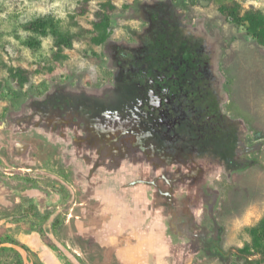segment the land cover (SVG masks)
Masks as SVG:
<instances>
[{"label":"rangeland","instance_id":"rangeland-1","mask_svg":"<svg viewBox=\"0 0 264 264\" xmlns=\"http://www.w3.org/2000/svg\"><path fill=\"white\" fill-rule=\"evenodd\" d=\"M103 1L0 0V121L26 111L27 124L20 128L37 127L21 133L0 130V232L25 247L17 248L25 264H224L218 248L243 247L250 241L247 229L264 218V142L249 156L247 168L232 173L228 182L231 170L220 176L224 194L216 214L219 237L195 253L166 246L144 229L124 227L117 208L86 189L68 143L43 130L75 139V157L85 159L89 170L101 166L132 176V169L160 189L178 169L175 163L182 161L177 157L172 162L170 153L107 120L120 100L114 81L131 82L122 74L128 57L121 54H133L144 45L153 26L148 9L166 0H112L117 10L110 13L109 35L102 41L94 22ZM174 5L182 9L183 24L198 45L203 42L208 50L209 65L197 64V71L203 68L210 83L203 85L209 115L223 113L237 123L243 119L252 137L264 136V46L245 27L227 22L219 10L224 6L241 16L252 10L264 14V0H206L197 5L175 0ZM38 19L56 24L72 38L74 48L59 50L52 36L42 38L29 30ZM161 20L175 21L170 15ZM20 70L30 78L24 84L14 75ZM224 93L229 101L222 99ZM51 95L70 97L68 122L51 118L41 105L36 116L31 113L33 100L44 102ZM57 103L58 108L68 107ZM94 104L103 109H93ZM97 114L105 120L98 121ZM175 116L161 115L169 125V143L174 137L185 143L186 136L200 134L187 111ZM41 118L51 119L43 124ZM181 121L183 133L175 136L173 129ZM16 261L8 259L9 264Z\"/></svg>","mask_w":264,"mask_h":264},{"label":"flooded vegetation","instance_id":"flooded-vegetation-1","mask_svg":"<svg viewBox=\"0 0 264 264\" xmlns=\"http://www.w3.org/2000/svg\"><path fill=\"white\" fill-rule=\"evenodd\" d=\"M124 67L122 72L130 68H156L150 64L130 63L125 64ZM181 67L191 72L195 71L197 78L187 82L191 87L186 84L184 88L178 89L176 85L181 82L169 79L167 76L162 77L159 82L132 79L128 84L122 83V86L119 85L121 81L115 80L113 88L120 100L117 109L112 111L115 113H109L107 118L108 121L116 118V125L121 129L141 137L147 145L154 144L166 153H170L172 162L178 161L177 157H181L182 161L185 160L184 163H181L182 161L175 163L178 169L171 172L172 177L169 180H163L160 186L163 189L154 182L145 183L140 179L138 172L132 169V176L118 170L99 169L101 166L89 170L85 159L75 157V139L65 140L58 134H51L41 129L53 139L59 138L68 143L73 166L86 189L102 195L108 203H112V206L117 208L120 222L124 227L144 229L149 236L160 238V242L166 246L199 253L208 246L214 245L219 237L220 227L216 214L224 194L220 176L224 171L231 170L232 172L227 173L225 177L228 182L232 173L247 168L252 163L249 156L260 149L264 136L259 133L260 136L257 138L258 133H256L252 137L243 119H236L239 120L237 123L226 118L223 113L214 112L212 115L215 118L212 119V124H206V130L211 131V138L198 141L186 136L187 141L182 143L174 137L175 142L169 143L164 134L169 125L164 117L161 119V115L167 113L172 115V109L179 108L183 110L180 115L185 113L188 109V100H197L199 104L204 102L205 70L202 68L198 72V65L195 64ZM122 74L128 76L127 73ZM215 93L220 96L216 89ZM223 97L222 99L229 101L225 93ZM178 101L183 103L178 104ZM137 104L139 107L136 110ZM94 105L92 108L97 111L103 109L100 104ZM26 114V111H22L9 115L8 118L0 121V130L10 129L21 133L37 128L34 126L20 128L27 124ZM97 115L99 119L105 120L101 114ZM155 116L157 118L153 119ZM41 122L44 124L48 121L41 118ZM182 125L183 121L174 127L175 136L180 132L183 133ZM197 143L204 145L199 147L196 146ZM184 166L188 167L185 171H183Z\"/></svg>","mask_w":264,"mask_h":264},{"label":"trees","instance_id":"trees-1","mask_svg":"<svg viewBox=\"0 0 264 264\" xmlns=\"http://www.w3.org/2000/svg\"><path fill=\"white\" fill-rule=\"evenodd\" d=\"M175 0H166L161 4L151 6L148 9L150 18L153 17L152 28L149 31V35L144 40V45L136 50L133 54H121V57H128V63L130 64H150L156 66V68H130L123 73L128 74V78L140 79V80H152L159 82L162 77L167 76L169 79L178 80L181 83L177 84L178 89L184 88L190 80H195L197 77L195 71H189L187 68H182V65L201 64L205 63L209 65L207 59L208 50L205 44L202 42L198 45L195 36L190 34L185 24H183L182 9L177 8L174 5ZM192 5L202 4L206 0H188ZM173 7H175L173 9ZM173 9V11L171 10ZM117 10L112 0H104L101 4V9L95 12V30L97 31L100 40L104 41L108 38L109 27L112 21L110 13ZM221 14L226 18L227 22L237 26L245 27L249 35L258 39L264 46V14L260 11H248L244 16H241L236 10L228 9L227 7H220ZM148 14V15H149ZM152 15V16H151ZM163 15H170L174 18V24H170L166 20H161ZM29 30L39 35L42 38L52 36L55 41V47L59 50L73 49L74 42L72 38L64 34L60 28L49 21L38 19L29 25ZM40 44V42H38ZM20 79V83L24 84L29 81V75L25 71H17L15 74ZM203 80H207L206 86H209V80L205 76ZM187 85L190 86V83ZM204 85V87H205ZM178 96V95H177ZM68 95H51L48 96L44 102L37 101L32 102L31 113L36 116V109L39 105L51 115V118L57 116L59 121L68 122L71 117L69 111V99ZM57 101L61 104L66 103L67 108H58ZM54 103H57L55 105ZM183 103V102H182ZM178 101V104H182ZM187 113L190 119H194V122L198 125V131L200 134L195 135V139L198 141L211 138V131L206 130V124L211 123L215 117L209 115L210 106L206 101L199 104L197 100H188ZM180 107V106H179ZM178 107V108H179ZM59 110H58V109ZM182 108L172 109L173 113H178L180 116ZM174 117V115H173ZM51 118H44L47 121ZM103 122L104 120L98 119ZM113 123L116 124V118H113ZM204 124H201V123ZM212 124V123H211ZM169 128L164 134H167ZM193 139V136L191 137ZM250 237V241L243 247L236 248L231 251H224L222 247H219V254L224 264H264V218L255 226L247 229ZM17 248L25 249L17 241L13 240L5 231L0 232V264H9L8 259L11 257L17 258L16 264H25L21 252ZM14 255H13V254ZM34 264H42L39 260Z\"/></svg>","mask_w":264,"mask_h":264}]
</instances>
